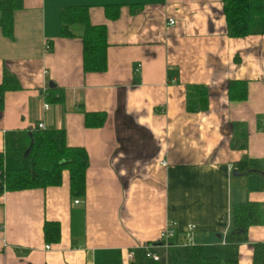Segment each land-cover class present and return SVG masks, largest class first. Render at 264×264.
Here are the masks:
<instances>
[{"label":"crops","instance_id":"0c3cea01","mask_svg":"<svg viewBox=\"0 0 264 264\" xmlns=\"http://www.w3.org/2000/svg\"><path fill=\"white\" fill-rule=\"evenodd\" d=\"M80 4L90 24L105 27L102 72L82 71L80 24L60 33L61 9ZM221 5L22 0L11 34L0 29V80L5 71L18 83L3 94L0 152L5 133L42 122L63 129L88 162L83 197H70L66 171L57 186L0 192V264H206L210 256L251 264L264 225L248 226L235 249L224 237L234 204H264V34L227 36ZM233 80L245 82L244 99L228 98ZM191 87L195 109L186 106ZM82 110L104 111L103 124L85 127ZM235 124L246 129L243 150L230 145ZM241 158L252 170L233 176L228 166ZM45 220L59 225L55 243L43 239ZM169 220L172 242L193 226L188 246H200L201 259L189 262L187 246H157ZM143 242L153 244L156 261L136 247Z\"/></svg>","mask_w":264,"mask_h":264},{"label":"trees","instance_id":"16d2710c","mask_svg":"<svg viewBox=\"0 0 264 264\" xmlns=\"http://www.w3.org/2000/svg\"><path fill=\"white\" fill-rule=\"evenodd\" d=\"M21 5L22 0H0V29L3 35L11 34L13 11ZM221 10L227 36L243 37L264 34V0H222ZM106 12L109 17L114 16L113 13ZM72 24L82 26V30L77 34L81 40L82 71L84 73L104 71L107 42L103 24H90L87 21V8L82 4L69 5L61 9V35H71L69 25ZM227 87L229 99L242 100L245 98L246 86L243 80L230 81ZM16 88H18L16 78L4 71L0 80V110L3 107L4 92ZM194 89H198V86H194ZM193 93L192 87L188 88L186 98L188 109H195L199 106ZM53 99L60 101L61 92ZM104 119V111H83L85 127L101 126ZM4 143L5 150L3 153L0 152V192L57 186L60 184L62 172L66 171L70 197L84 196L87 154L83 147L70 146L65 142L63 129L45 127L30 132H7ZM245 144V126L235 124L230 145L243 150ZM235 166L237 170L245 172L251 171L253 167L245 158L238 160ZM258 188L264 189V186H258ZM250 225H264V204L255 201L234 204L231 211V225L224 237L225 244L235 249L245 240L244 233ZM42 234L46 243L57 242L59 239L57 221L45 220L42 224ZM186 257L189 262L201 259V247L187 246ZM206 259V264H220L215 256ZM225 263L236 264L233 259H226ZM251 264H264V245L260 242L252 246Z\"/></svg>","mask_w":264,"mask_h":264},{"label":"built area","instance_id":"2783aa9c","mask_svg":"<svg viewBox=\"0 0 264 264\" xmlns=\"http://www.w3.org/2000/svg\"><path fill=\"white\" fill-rule=\"evenodd\" d=\"M167 24H169V25L173 24V20L171 18H168ZM43 108L44 109L48 108V104L44 103ZM36 128L37 129H44L45 126L43 125L42 122H38L36 124ZM228 167L230 170L232 169L231 165H229ZM233 168H235V167H233ZM73 202L77 203V202H79V200L74 199ZM192 228H193V226L190 225L185 230H183L181 232L182 236H181V240L179 242H175V241L172 242L171 239H173L176 236L177 229H176L175 222L173 220H169L167 222L166 226L163 228V230H161L159 233V241L157 243V246H160L164 249H166L170 246H175V245L186 246L188 244V240L191 236ZM152 246H153V244L143 242V243L137 245L136 247L142 252V255L144 258L150 259L152 261H156L158 259V257L156 254H154L151 251ZM44 248L47 249L48 245H45ZM132 256H133V249H129L127 251V258L131 259Z\"/></svg>","mask_w":264,"mask_h":264},{"label":"water","instance_id":"95a60500","mask_svg":"<svg viewBox=\"0 0 264 264\" xmlns=\"http://www.w3.org/2000/svg\"><path fill=\"white\" fill-rule=\"evenodd\" d=\"M48 85H49V86H53L52 83H48ZM231 174H232L233 176H235V175H242V174H244V172H238L236 168H232V169H231Z\"/></svg>","mask_w":264,"mask_h":264},{"label":"bare ground","instance_id":"6f19581e","mask_svg":"<svg viewBox=\"0 0 264 264\" xmlns=\"http://www.w3.org/2000/svg\"><path fill=\"white\" fill-rule=\"evenodd\" d=\"M188 245H189V242H188V244L186 246H188Z\"/></svg>","mask_w":264,"mask_h":264},{"label":"rangeland","instance_id":"374dc122","mask_svg":"<svg viewBox=\"0 0 264 264\" xmlns=\"http://www.w3.org/2000/svg\"><path fill=\"white\" fill-rule=\"evenodd\" d=\"M163 250L165 251V249L163 248Z\"/></svg>","mask_w":264,"mask_h":264}]
</instances>
